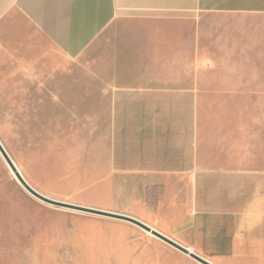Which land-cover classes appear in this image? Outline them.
<instances>
[{"label": "crops", "instance_id": "1", "mask_svg": "<svg viewBox=\"0 0 264 264\" xmlns=\"http://www.w3.org/2000/svg\"><path fill=\"white\" fill-rule=\"evenodd\" d=\"M225 16H264V0H0V29L25 25L68 60L105 48L104 153L121 181L91 188L97 206L214 264H264V75L250 68L264 59L242 55Z\"/></svg>", "mask_w": 264, "mask_h": 264}, {"label": "rangeland", "instance_id": "2", "mask_svg": "<svg viewBox=\"0 0 264 264\" xmlns=\"http://www.w3.org/2000/svg\"><path fill=\"white\" fill-rule=\"evenodd\" d=\"M217 20L243 56L264 59V16ZM104 55L102 47L68 60L25 25L0 29L1 142L39 192L101 210L91 188L121 181L106 169L111 102L96 64ZM250 68L264 75V61ZM0 264L201 263L131 222L38 199L0 153Z\"/></svg>", "mask_w": 264, "mask_h": 264}, {"label": "water", "instance_id": "3", "mask_svg": "<svg viewBox=\"0 0 264 264\" xmlns=\"http://www.w3.org/2000/svg\"><path fill=\"white\" fill-rule=\"evenodd\" d=\"M0 153L2 154V156L4 157L6 162L8 163L9 167L11 168L12 172L14 173V175L16 176L18 181L23 185V187L28 192H30L32 195H34L38 199H40V200H42L48 204H51L53 206L77 210V211L95 213V214H99V215H103V216H107V217H111V218H116V219H120V220H125L128 222L134 223V224L140 226L141 228H143L144 230H146L147 232L151 233L152 235L160 238L161 240L167 242L171 246L180 250L181 252L189 255L190 257H192L196 261L200 262L201 264H214L213 262H211L207 258L197 254L196 252H194L190 248L184 246L183 244L177 242L176 240L170 238L166 234L160 232L159 230L153 228L152 226L148 225L147 223H145V222H143V221H141V220H139L133 216H129V215H125V214H121V213H117V212H112V211H106V210L86 207V206L73 204V203H69V202H65V201H60V200H56V199L50 198V197L42 194L41 192H39L37 189H35L26 180V178L22 174L21 170H19V167L17 166V164L15 163V161L13 160V158L11 157V155L9 154V152L7 151V149L5 148V146L3 145L1 140H0Z\"/></svg>", "mask_w": 264, "mask_h": 264}, {"label": "bare ground", "instance_id": "4", "mask_svg": "<svg viewBox=\"0 0 264 264\" xmlns=\"http://www.w3.org/2000/svg\"><path fill=\"white\" fill-rule=\"evenodd\" d=\"M20 170V169H19ZM22 172V171H21ZM154 228V227H153Z\"/></svg>", "mask_w": 264, "mask_h": 264}]
</instances>
